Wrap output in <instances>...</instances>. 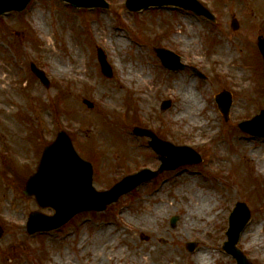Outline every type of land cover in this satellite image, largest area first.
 <instances>
[{
	"label": "rangeland",
	"instance_id": "obj_1",
	"mask_svg": "<svg viewBox=\"0 0 264 264\" xmlns=\"http://www.w3.org/2000/svg\"><path fill=\"white\" fill-rule=\"evenodd\" d=\"M215 1L222 16L241 14L243 44L250 50L239 44L241 33L215 35L203 18L169 8L132 13L125 0H108V9L93 11L62 0H33L25 11L0 17V264H98L95 252L104 256L103 264H197L200 251L210 253L213 264H236L222 244L239 201L249 205L253 216L239 247L254 264H264V140L238 128L264 108L262 66L252 45L254 36L264 35V0L261 10L259 0H225L227 8ZM220 44H230L242 55L247 51L256 59L255 67L247 58L243 78L227 69L236 61L218 73L211 57ZM97 47L106 52L112 77L102 73ZM155 47L182 55L207 79L165 69ZM31 63L44 71L49 87L31 71ZM128 70L136 79L144 74L151 91L138 89L137 79L126 81L127 89L115 95L122 76H131ZM185 80L206 94L200 110L177 119L178 98L172 94ZM223 89L233 95L228 121L215 101ZM164 101H172L166 111ZM136 126L194 148L203 160L156 176L105 212L78 214L48 233L27 232L31 213L54 215L23 192L44 147L59 131L67 132L79 154L92 163L94 187L106 191L131 173L154 171L161 164L149 139L133 134ZM181 191L189 198L192 192L209 198L212 214H217L206 228L189 226ZM158 208L161 215L155 217L151 212ZM255 238L258 244H253ZM191 242L198 244L194 253L186 247ZM119 249L124 256L105 257Z\"/></svg>",
	"mask_w": 264,
	"mask_h": 264
},
{
	"label": "water",
	"instance_id": "obj_2",
	"mask_svg": "<svg viewBox=\"0 0 264 264\" xmlns=\"http://www.w3.org/2000/svg\"><path fill=\"white\" fill-rule=\"evenodd\" d=\"M30 0H0V15L12 10L21 11ZM77 7L106 8L108 4L104 0H66ZM181 6L186 9H192L196 13H207L196 0H127V7L132 11L147 9L151 6ZM260 49L264 56V40L260 42ZM158 55L163 59L164 64L172 69L179 68L178 65L170 64V58L174 57L172 53L165 50H156ZM99 60L102 65L103 72L111 76L110 67L107 64L106 56L102 50H99ZM172 60V59H171ZM33 69L35 67L33 66ZM35 72L41 76L37 70ZM43 78V76H41ZM222 112L227 117L230 103L220 100ZM243 131L252 134L253 136L264 137V111L250 121L240 124ZM135 134L152 138L151 145L154 150L159 153L164 166L163 168H174L187 163H196L200 161L199 155L189 147H175L172 144L161 141L152 132L140 128L134 129ZM170 151H175L180 156L176 163H169L165 155L170 154ZM178 157V156H177ZM59 163H63L70 169V182L63 186L61 179L48 181L47 177L52 171L60 168ZM160 171L150 172L143 170L137 174L128 176L113 186L107 191H97L93 187V169L90 163L79 158L75 152L70 138L65 133H60L57 141L49 146L42 158L39 171L28 182L25 190L27 196H35L40 207H52L55 210L54 216H46L40 212H34L30 215L28 221V231L30 233L45 232L58 229L67 223L76 214L87 211H103L108 205L119 200V198L137 188L139 185L149 181L153 176L159 174ZM63 187V188H61ZM251 214L246 204L238 203L235 210L231 214L230 229L227 233L228 242L225 244V249L230 252L239 264H248L246 258L236 247L239 236L243 231ZM176 218L173 219V222ZM3 231L0 229V238ZM194 243L188 245L190 250L195 248Z\"/></svg>",
	"mask_w": 264,
	"mask_h": 264
},
{
	"label": "bare ground",
	"instance_id": "obj_3",
	"mask_svg": "<svg viewBox=\"0 0 264 264\" xmlns=\"http://www.w3.org/2000/svg\"><path fill=\"white\" fill-rule=\"evenodd\" d=\"M41 22V21H40ZM117 44H122L121 41H117ZM229 49H227L225 47L224 44L219 45L216 49V53L213 56L214 61L218 64V69L219 72H222L223 67L225 66V64H228L226 62V60L230 57L227 56L229 53ZM230 55V54H229ZM233 55V54H231ZM223 56V57H222ZM233 59V56H231L230 60ZM225 62V64L222 66L221 62ZM223 67V68H222ZM65 69V67H61L59 69V72H63ZM229 71L232 70H236V73L238 74L239 78H243V76H245L244 72H243V67L237 66V67H232V68H227ZM128 74H130L131 76L127 77L125 74L122 76V80H120V87H119V91L115 93V95L120 94L121 92H123L124 90L127 89L128 85L125 83L126 81H133V80H137L139 79V84H137L138 89H143V91L148 92L151 91V89H149V85L147 82H145V76L144 74H140V77L136 79L135 77V73L131 72L130 70L127 71ZM227 73V72H225ZM3 79V78H2ZM0 79V81L2 80ZM179 83V82H178ZM176 85L175 87V91L176 93H173L172 95H174L176 98H178V102H177V106H176V111H177V116L176 118L179 116L180 118L183 116L186 119V116L188 115V113H193L194 111L200 110L201 106H202V97L203 95L206 94L204 89H201L199 91V93L195 92V89L193 88L191 83H187V80L181 82ZM127 85V86H126ZM117 91V90H115ZM114 91V92H115ZM125 93V92H124ZM110 94V95H109ZM107 95L109 97L112 96V93H107ZM108 97V98H109ZM111 102H113L112 99H110ZM175 118V120H176ZM178 119V118H177ZM193 121V120H192ZM191 122V121H190ZM195 124V123H194ZM193 124V125H194ZM190 127H192V123L189 124ZM200 125V124H198ZM188 127V126H187ZM263 168H264V164H263ZM55 176L58 177L59 174L55 173ZM51 184H54V181L50 182ZM191 191L193 190L191 184ZM183 194L182 197V201L186 203V218L187 221L189 223L190 227H195L196 225L201 228L204 229L206 228L207 224L212 222L215 219V215L217 214H212L213 211V207L211 204V201L209 200V198L204 199V198H200L198 196H196V194L194 192L191 193L190 195V199L189 196L187 194H184L183 191H181ZM164 207H167L164 206ZM161 209L159 210V208L155 211H152L151 214L153 213V216L155 217H159V215H161ZM244 236V235H243ZM259 239L255 238L253 241V244H258ZM151 251H148V255H150ZM95 261H97L98 264H103L104 262V256L100 255L99 252H95ZM112 256H119L122 257L124 256L123 254V250L119 249L118 251H115L113 253L109 252L108 256H105L107 258H111ZM142 255L139 257V261H143V258H141ZM197 264H213V259L210 253L208 252H202L200 251L197 257ZM62 264V262H60ZM56 264H59L58 262ZM174 264V263H173Z\"/></svg>",
	"mask_w": 264,
	"mask_h": 264
},
{
	"label": "flooded vegetation",
	"instance_id": "obj_4",
	"mask_svg": "<svg viewBox=\"0 0 264 264\" xmlns=\"http://www.w3.org/2000/svg\"><path fill=\"white\" fill-rule=\"evenodd\" d=\"M198 1H200L210 11L209 16L197 15L195 12L182 10V9H176V10L179 12L185 13V15L189 18L193 17V16L203 18L207 22L208 28L213 29L215 31V35H218V36L225 35L226 36L229 33V34H234L233 37H237V35H239V33H241L242 35H240V37H239V44H242L243 46H245V49L248 47V49L250 50V47L248 45L243 44L246 36L243 35L244 34L243 33L244 28L241 25V18L242 17H241L240 13L233 12L230 15V17H224L220 14L219 9L216 8L218 6V4L215 0H198ZM217 1H218L219 5H223L227 8V6H226L227 2H225V0H217ZM226 1H228V0H226ZM230 1L238 3V2H241L242 0H230ZM261 4H262V2H260V0H259V7L258 8L260 10H261V8H260ZM236 10L240 11V8H236ZM260 12L263 13L264 11H260ZM235 27H238V28L236 29ZM259 33H261V32H259ZM254 37H255V40H254L255 44H252V37L251 38L247 37V38L249 39L250 43L256 47L258 57H259V61L261 62V66H262V56H261L259 48H258V42H259L261 37H264V35L258 34L257 36H254ZM220 45H222V44H220ZM224 45H225V47L228 46L226 48L229 49L230 52H234L235 54H237V55H232L233 59H231V60H230L231 55L228 54L227 56H230V57L226 60L227 63L232 62V61H236L237 65L234 67L240 66V67H243V69H244V67L246 66V60L245 59L251 58L254 60L252 62H253L254 67H255L256 59L253 56H248L246 54L247 51H245L244 55H242V53H240L239 49L230 46V44H224ZM217 47L212 52L211 61H212V64H214L216 66V71H219L218 64L213 59V56L216 53ZM221 64L223 66L225 64V62L222 61Z\"/></svg>",
	"mask_w": 264,
	"mask_h": 264
}]
</instances>
